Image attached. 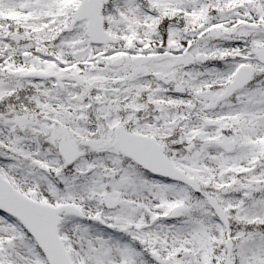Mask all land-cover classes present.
<instances>
[{
	"label": "snow or ice",
	"instance_id": "1",
	"mask_svg": "<svg viewBox=\"0 0 264 264\" xmlns=\"http://www.w3.org/2000/svg\"><path fill=\"white\" fill-rule=\"evenodd\" d=\"M0 264H264V0H0Z\"/></svg>",
	"mask_w": 264,
	"mask_h": 264
}]
</instances>
